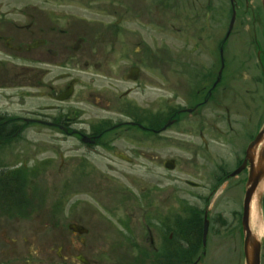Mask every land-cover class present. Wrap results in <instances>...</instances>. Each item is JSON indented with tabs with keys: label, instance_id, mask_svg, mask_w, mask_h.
<instances>
[{
	"label": "flooded vegetation",
	"instance_id": "af4514ba",
	"mask_svg": "<svg viewBox=\"0 0 264 264\" xmlns=\"http://www.w3.org/2000/svg\"><path fill=\"white\" fill-rule=\"evenodd\" d=\"M12 1L20 2L0 0V164L8 160L6 146L15 145L9 157L13 163L19 154L37 151L31 134L56 133L81 143L89 136L95 143L83 145L98 149L111 136L128 138L137 132L208 157L218 156L215 146L222 145L230 148V158L191 163L195 175L184 180L185 187L201 190L203 200L225 193L244 199L255 171L253 194L264 214V171L258 170L255 153L247 161L248 148L264 126V0H99L109 2L114 19L103 31L98 18L76 11L96 9L98 14V0H30L22 6ZM54 71L60 72L48 78ZM72 72L98 77V91L85 95L98 114L111 115L98 116L97 130L79 122L80 110L70 106L83 82ZM72 85L71 99L61 102ZM141 94L146 96L137 102ZM13 100L17 112L5 105ZM37 100L48 104L31 108ZM171 133L176 137L168 141ZM167 160L174 162L173 170L166 169ZM161 164L174 172L178 159ZM182 183L176 178L170 188L164 182L145 192L142 264H207L210 236L204 244L203 223L184 215ZM8 201L5 191L0 219L13 213L21 222L18 229L30 227L26 231L32 232L36 225L23 223L37 212L38 198L24 196L15 206ZM76 216L70 224L50 225L65 231L63 253L44 259L37 252L19 251L25 261L9 264H92L97 252L90 242L92 231L83 225L81 213ZM131 241L116 247L134 248ZM262 242L264 264V236ZM102 246L98 236V248ZM102 258L98 252L95 263L102 264ZM131 262L125 256L113 263Z\"/></svg>",
	"mask_w": 264,
	"mask_h": 264
},
{
	"label": "rangeland",
	"instance_id": "374dc122",
	"mask_svg": "<svg viewBox=\"0 0 264 264\" xmlns=\"http://www.w3.org/2000/svg\"><path fill=\"white\" fill-rule=\"evenodd\" d=\"M219 1L222 2V0ZM12 2L17 5L21 3L22 6L24 3L28 4L30 0ZM225 2L228 3L227 0ZM76 11L78 14L98 18V30L103 31L111 24V21H114L109 17L111 14L109 2L98 0V14L96 9L84 11L78 8ZM124 26H130L129 22H124ZM149 34L150 37L156 36L153 35V31H149ZM59 72L54 71L48 78L56 76ZM72 73L81 77L83 82L70 106L80 110L79 122L87 128L93 126L97 130L98 116L106 119L111 115L105 112L98 114V109L87 100L85 95L90 89L98 91V77L79 72ZM150 76L152 77L153 74L151 73ZM90 78H93L95 82L91 83ZM144 96L137 95V102L144 99ZM44 104L48 102L33 101L31 108L36 107L38 110ZM5 105L12 107L11 111L15 108L17 112L19 108L16 100L6 101ZM175 137L174 133L166 136L168 141ZM30 139L34 144L39 145L38 150L19 154L18 161L15 163L12 162L13 157L9 160L12 154L11 149L14 150L15 145L5 147L9 148L6 149L9 153H6L8 160L5 159V165L1 166L3 169L0 168V174L2 173L0 196L6 191L8 204L15 206V203L24 196L30 199L37 194L38 210L23 223L27 226L36 225V227L32 232H28L26 228L30 227L18 229L17 225L21 223L20 221L6 217L0 219V264L25 261L22 256H19L21 255L19 251L37 252L44 259L56 257L57 252L63 253L59 248L62 247V234L65 231L62 232L61 229L50 225L70 224L73 218L77 217V213L83 215V225L92 231L90 242L93 245L91 246L97 249L96 255L90 258L92 264L98 261V252L100 256H103L102 264H114V261L125 256H131L130 264H142L145 246L143 208L145 196L149 194L145 192L148 188L157 190L159 184L164 182L167 188H170L176 178L183 182L181 207L184 215H189V218L196 217L203 223L204 212L209 209L211 224L207 264H244L243 243L239 235L243 214L242 198L225 193L212 200H203L199 198L201 190H192L184 185V180L189 179V176L194 173L191 163L225 162L227 158H230L229 147L216 145L215 151L219 157L216 154L213 157L198 156L195 150L185 149L184 146L179 145L174 146L172 143L164 145L159 138L149 139L137 132L128 138L111 136L104 141L107 143L102 144L98 149L88 148L81 142L56 133L42 136L31 134ZM116 151L127 154L133 162L127 163L116 158ZM153 155L155 157H152ZM168 158L178 159L176 171H165L161 163ZM169 162V160L165 161L168 166L166 169H172L170 166L173 163ZM16 170L26 174L15 175ZM14 177L17 179L14 180ZM2 187L6 190L2 191ZM157 194V192L152 193L153 196ZM169 204L170 202L168 206ZM252 205L255 210L253 212L259 216L260 222H264L262 215L258 212L261 202L254 199ZM252 221L254 222V219ZM31 233H34V238H26ZM98 236L103 243L102 248H98ZM258 236L263 239L264 233H259ZM25 239L30 240L25 243ZM127 239L132 240L134 245V248L128 249L123 246L129 255L124 249L116 247L117 243ZM14 240H18V244L14 243ZM34 256V262H37L38 257L35 254Z\"/></svg>",
	"mask_w": 264,
	"mask_h": 264
},
{
	"label": "water",
	"instance_id": "95a60500",
	"mask_svg": "<svg viewBox=\"0 0 264 264\" xmlns=\"http://www.w3.org/2000/svg\"><path fill=\"white\" fill-rule=\"evenodd\" d=\"M70 94V93H69ZM69 96V95H68ZM264 139V130L257 138L254 145L258 144L260 141ZM89 141L88 138H84V142ZM173 163V162H169ZM256 179L251 177L249 185L251 187L247 191V196L245 199V205H244V215H243V230H244V253L246 258V264H260V251H261V243L258 240V238L254 235L250 228V204L252 200V192L255 185ZM209 228V222L206 220L205 222V235L208 232Z\"/></svg>",
	"mask_w": 264,
	"mask_h": 264
},
{
	"label": "bare ground",
	"instance_id": "6f19581e",
	"mask_svg": "<svg viewBox=\"0 0 264 264\" xmlns=\"http://www.w3.org/2000/svg\"><path fill=\"white\" fill-rule=\"evenodd\" d=\"M253 211H255L253 209ZM254 219V222H252V229H256L260 234L264 231V225L260 222L259 216L252 212V220Z\"/></svg>",
	"mask_w": 264,
	"mask_h": 264
}]
</instances>
